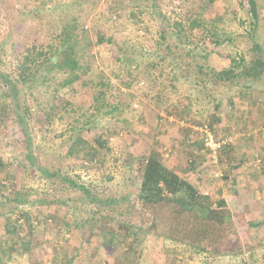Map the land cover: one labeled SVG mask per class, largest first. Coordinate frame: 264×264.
<instances>
[{
	"label": "rangeland",
	"instance_id": "rangeland-1",
	"mask_svg": "<svg viewBox=\"0 0 264 264\" xmlns=\"http://www.w3.org/2000/svg\"><path fill=\"white\" fill-rule=\"evenodd\" d=\"M249 1L156 0L158 11L153 13L152 4H146V0H0V264H264V211L258 209L256 215L249 210L246 215L243 209H231L227 202L237 233L215 248L231 255L213 258L193 253L192 257L183 246L163 241L165 228H159L158 236L133 199L139 162L155 149H160L163 161L169 164L175 162L171 160L175 156L178 170L186 163L198 184L209 182L204 177L219 190L237 170L240 172L235 178L241 176L250 182L264 176V146L260 141H264V123L251 120L248 127L242 123V127L220 133L212 123L207 94L190 90L197 80L217 81L216 72L231 69V58L244 62V67L228 81L243 88L253 85L256 77L262 75L264 79V0H255L257 19L249 11ZM131 13H137V17ZM199 15L208 24L188 29ZM178 23L188 29V38L172 32L179 33L172 29L179 28ZM214 26L213 32L205 33V28L212 30ZM163 30L166 38L160 43ZM185 41L191 43L188 50H194V54L209 52L207 60L192 56L189 61L181 60V65H172L171 56L163 64L162 54L173 52L178 58L185 53L179 51ZM158 43L163 45L161 50ZM86 48L94 57L83 64L104 71L111 84L99 125L81 134L97 146L99 136L105 134L103 149L95 162L82 165L87 153L82 152V157L68 155L72 140L66 130L74 119L75 124L76 119L83 122L85 118L78 109L89 106L94 88L84 86L82 80L70 84L64 80L66 74L56 70L68 68L66 58L72 57L73 51L82 54ZM51 55L54 62L44 63ZM127 58L135 62L134 67L139 66L137 72L130 73L124 64ZM150 64L156 65L152 74ZM169 64L182 70L189 65L190 82H174L175 89L167 78ZM38 69L41 74L51 72L49 76L55 80L28 93L25 88L30 81L22 83L18 79ZM2 72L16 79L18 94L3 83ZM89 74L83 78L94 81V72ZM62 82L68 83L66 88H62ZM55 87L61 90L57 105L62 106L66 100L70 105L49 123L39 104L50 99ZM235 92L228 91L229 98L247 107L248 101L236 100ZM191 93L201 94L202 103L190 114L185 112L188 117H182L179 111L171 114L174 105L181 109L186 106L184 100ZM234 106L225 105L229 124L233 122L229 115L235 111ZM259 108L245 112L252 118ZM16 115L24 118V125ZM204 124L217 139L228 142L219 153L216 167L211 165V154L204 143L194 147L196 153H190L187 147L183 155L163 148L164 136L196 140L200 133L195 127ZM30 153L37 167L58 171L62 178L70 174L71 180L109 200L110 205L100 209L90 203L91 196L69 182L49 180L28 159ZM195 157L197 161L202 157L198 165L204 170L187 162H195ZM251 192L257 193L256 189ZM226 195L230 197L232 192ZM216 196L213 200L221 198ZM120 228L123 232L117 234Z\"/></svg>",
	"mask_w": 264,
	"mask_h": 264
},
{
	"label": "trees",
	"instance_id": "trees-1",
	"mask_svg": "<svg viewBox=\"0 0 264 264\" xmlns=\"http://www.w3.org/2000/svg\"><path fill=\"white\" fill-rule=\"evenodd\" d=\"M129 3L132 0H128ZM125 3V1H123ZM152 4L153 6V13L158 11V6L156 4V0H146V4ZM250 13L254 19L258 18L257 13V4L255 0H250ZM139 4H136L137 6ZM140 8H146L145 5L140 4ZM132 14V13H131ZM137 17V13H133ZM134 17V16H133ZM76 18H74L75 22ZM164 20L166 21V17L164 16ZM163 20V21H164ZM139 21V20H138ZM179 24V23H178ZM207 25L208 23L201 19L200 15L193 19L189 24L188 29L196 28L200 25ZM213 26V24L211 25ZM179 28H172L178 29L179 33L174 32L171 28H168L167 31L172 30L174 34L179 36L180 38L184 36V38H188V29L184 28V26L180 23L177 25ZM146 29V28H145ZM205 28V33L209 34L213 32L215 29L207 30ZM147 30V29H146ZM166 30H163L161 33L163 41L160 43H164L165 41V34ZM160 43L157 44V48L161 50L163 45ZM191 43L188 44L186 41L184 42V48L179 50L184 51L180 57L175 58L173 52H168L169 54H162L164 57L161 59L164 61H170L171 64L179 63L181 65V60L190 58L193 56H199L204 60H207L209 57V52L204 53L201 51L199 54H194V50H191L190 47ZM171 48H169L170 50ZM187 49V50H186ZM90 48L87 50L82 49V54H79L78 51H73V56L69 59L66 58V63L68 68L60 69L58 68L56 71L58 73H65L66 78L64 79L66 82L70 84L74 83L75 81L82 80V84L84 86H91L94 88V94L91 97V102L89 103L88 107H79L78 111L81 112V117L85 118L81 123L79 119H75L74 123L70 124V128L66 130L67 132H71L70 139L72 140L71 145L68 148V155L69 156H78L82 157V152H86L87 156L83 158L82 165H88L89 162L93 163L99 157V151L103 149V140L106 135L102 134L98 138V146L96 144H91L87 139H85L81 134L85 131L86 128L97 127L99 125V116L105 111L106 102H107V91L110 87V77L104 71H98L92 69V65H84L85 62L92 59L94 56L91 55L89 52ZM158 56V54H156ZM160 56V55H159ZM172 58L170 59V57ZM174 56V57H173ZM54 57L51 55L49 58L45 59L44 63L54 62ZM84 63V64H83ZM134 61L127 58L125 61V65L130 70V73L137 72L139 66L136 65L134 67ZM206 63V70H208V65ZM264 63V62H263ZM171 64L167 65L171 66ZM188 64V62H185ZM243 64V65H242ZM149 71L152 74V69L156 67L155 64H150ZM184 70L176 68L175 66H171L170 72L167 74V78L169 79V83L173 85L176 89L174 82L182 81L183 84L187 85L188 81L190 82L191 75L189 74V65L185 66ZM244 67V62H237L234 58L230 59V68L222 70L220 72H216L217 76L219 77L217 81H208L206 79L197 80L196 85H190V90L192 92L203 93L208 98L207 106H211L213 109V116L212 119L218 118L219 114L223 112L226 113L224 109H222L224 102H227L228 106H232L233 99L229 98L231 96L228 95V91L232 93L237 91L236 95L242 99L244 95H249L251 90H253L252 86H246L241 88L237 83L230 82L228 79L230 77H234L239 75L237 72L238 70H242ZM136 69V70H133ZM41 69L32 72V74L25 75V77H20L18 81L22 83H26V81H30L29 86L25 88V90L29 93L33 88H36L38 85L45 86L47 82L54 81L55 79L49 74H41ZM84 70V74H91L94 72L95 80L93 79H85L84 74L81 71ZM86 70V71H85ZM60 71V72H59ZM82 75H81V74ZM4 74L3 83L10 89L18 94L16 87L14 85V81L16 79L10 78L6 72H2ZM81 75V76H79ZM90 75V74H89ZM227 79V81H226ZM63 80V81H64ZM137 80V78H136ZM33 81V82H32ZM68 83L62 82V88H66ZM202 86V88H200ZM200 88V89H199ZM237 88V89H236ZM199 89V90H196ZM203 89V90H202ZM61 92L60 88L55 87L52 91L50 99L47 100L46 103L41 102L39 104V110L45 112V119L50 123L54 121L56 116H59L62 109H66L67 106L70 105V101L66 100L62 106L57 105L56 97ZM200 94V95H201ZM200 95L194 96L192 93L188 94L185 98L184 102L186 106L178 107L173 106L174 111L171 114H176V112H181L182 117L187 116L190 114L192 110H194L195 105L202 103V98ZM228 99V100H226ZM37 100V98H36ZM38 101V100H37ZM42 104V106H41ZM117 109V107L115 108ZM188 113L186 114L185 112ZM188 117V116H187ZM17 120L20 121L21 125H24V118L20 115H16ZM196 132V131H195ZM194 134V133H193ZM198 135V133L196 132ZM96 141V139H95ZM186 143L188 145H199L202 144L203 141L199 137H196V140H187ZM31 148H29L30 150ZM28 159L31 163H34L35 158L32 156V153L29 154ZM188 163L193 164L194 162L190 159L187 160ZM85 163V164H84ZM138 172L139 182L136 184V194L133 198L136 202L135 207L136 209L144 216H147L148 224L150 225L151 229L156 231L157 235L159 234V228L164 227L166 230V234H163V241H169L173 244L183 246L186 250H189L192 254L201 255L205 257H213V258H220V257H227L229 251L220 252L216 246L222 245L225 242H229L230 237L236 235L237 230L234 224V218L231 210L229 209L226 200L220 198L218 200H213L211 195H206L201 193L184 175L179 174L175 170L169 168L163 161L162 155L157 152L152 151L149 153L142 162H139ZM35 164V163H34ZM36 169L40 171L43 176H46L49 180H54L57 178H61L63 181L69 182L74 188H79L83 190V192L91 196L90 203L100 207L103 209L106 205H110V201L104 198H99L98 195H94L90 192V190L85 189L83 186L78 185L74 180H71V175L68 174L66 177L62 178L58 171H51L43 168L42 166H36ZM80 177L79 175L77 178ZM130 197V196H129ZM129 200V199H128ZM54 204V202H53ZM130 209V205H128ZM109 230V229H107ZM123 232V229L120 228L117 231ZM109 237L112 236L111 233H106ZM194 253V254H193Z\"/></svg>",
	"mask_w": 264,
	"mask_h": 264
},
{
	"label": "crops",
	"instance_id": "crops-1",
	"mask_svg": "<svg viewBox=\"0 0 264 264\" xmlns=\"http://www.w3.org/2000/svg\"><path fill=\"white\" fill-rule=\"evenodd\" d=\"M264 68V67H263ZM262 76V75H261ZM261 76L256 77L254 80V84L257 85H261L260 87H258L256 85V90H251V92L249 93V95H244L242 99H246L248 101V105L247 107H242L240 102H237L234 100L232 105H235V111L232 112V115H229L230 118H232L233 122L232 124H229V119H227L223 113L219 114L218 118H214L212 120V123L215 124V127H218V132H224L226 133V129L227 128H238V127H242L241 124L243 123V127L245 126H249L251 122V120H255L258 121L261 124L264 123V89H263V77L261 78ZM252 86V84H251ZM237 99H241L238 95ZM227 104V102L225 101L223 104L222 109H225V105ZM257 106H260L259 108V113L255 114L254 116H252V118H250V116L247 114L248 112L245 111H249L252 110V108H255ZM251 112V111H250ZM213 113V109L212 112ZM263 121V122H262ZM264 136V135H263ZM173 137V135L171 136ZM163 142H164V147L163 148H167L171 151L172 153H175L176 151H180L183 155V153L185 152L186 148L188 147V151L190 153H196V150H194V147L196 145H188L186 143V141L188 139H167V137L164 136V138H162ZM261 143L264 146V141H262V139L260 140ZM199 145H202L201 143ZM203 146V145H202ZM162 150V149H161ZM245 151V150H244ZM154 152L159 153V150H154ZM161 154V153H160ZM176 154V153H175ZM175 156H172L173 162L172 164H169V162H164L169 168L175 170L176 172L178 171L180 174L185 175V177L203 194H209L211 196H219L221 198H223L224 200H226V202H228L230 208L232 209L233 207L238 209V210H244L246 211V215L249 214L247 213L249 210L253 213L258 215V209L260 211H264V176H262L258 181L256 182H250L249 179H245L241 176H237L236 178L234 177L235 174H239L240 170H237L235 172H232V175H230V171L227 172V174L230 175V178H232V180H229L228 182L224 183L223 182V186H222V190L217 189L215 186H210L209 182L210 180H206L207 178L203 177L204 181H209V182H201L200 184H198L197 182H195L194 177L195 175H192L191 171H189L188 165L186 163H184V168H182V170H178L175 167H177V165H175L176 159ZM181 158V157H180ZM202 160V157L199 159V161H197V157H195V167H197V169H201L204 170L203 167H201L199 164V162ZM198 162V163H197ZM188 172V173H187ZM194 172V171H193ZM187 174H191V177ZM191 178L194 180V182L191 180ZM227 181V180H226ZM230 182V183H229ZM221 185V184H220ZM256 189L257 193H253L251 192V190ZM231 191L232 192V196L228 197L226 195L227 191ZM216 196V197H217ZM232 201V203L229 202ZM253 200V201H252ZM246 209V210H245ZM233 211V210H232ZM261 212V213H262Z\"/></svg>",
	"mask_w": 264,
	"mask_h": 264
},
{
	"label": "built area",
	"instance_id": "built-area-1",
	"mask_svg": "<svg viewBox=\"0 0 264 264\" xmlns=\"http://www.w3.org/2000/svg\"><path fill=\"white\" fill-rule=\"evenodd\" d=\"M195 129H197V131L200 133V138L203 141L206 150H208L211 154L210 158L213 162V163H211V165L213 167H216L218 164L217 158L220 156L219 153H221V151L224 150V148L228 145V142L226 140L217 139L215 137L214 131L208 125L204 124V125L200 126L199 128L195 127Z\"/></svg>",
	"mask_w": 264,
	"mask_h": 264
}]
</instances>
